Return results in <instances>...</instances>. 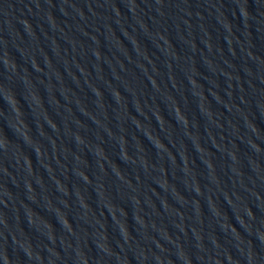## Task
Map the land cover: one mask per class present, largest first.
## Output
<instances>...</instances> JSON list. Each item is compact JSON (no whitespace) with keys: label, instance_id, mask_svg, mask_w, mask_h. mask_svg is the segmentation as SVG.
Here are the masks:
<instances>
[{"label":"water","instance_id":"95a60500","mask_svg":"<svg viewBox=\"0 0 264 264\" xmlns=\"http://www.w3.org/2000/svg\"><path fill=\"white\" fill-rule=\"evenodd\" d=\"M0 264H264V0H0Z\"/></svg>","mask_w":264,"mask_h":264}]
</instances>
